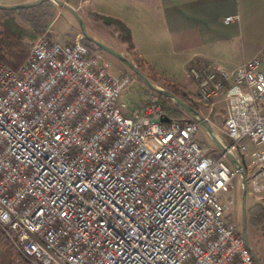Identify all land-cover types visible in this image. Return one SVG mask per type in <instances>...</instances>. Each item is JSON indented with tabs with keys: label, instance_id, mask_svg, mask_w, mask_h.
Wrapping results in <instances>:
<instances>
[{
	"label": "built area",
	"instance_id": "built-area-1",
	"mask_svg": "<svg viewBox=\"0 0 264 264\" xmlns=\"http://www.w3.org/2000/svg\"><path fill=\"white\" fill-rule=\"evenodd\" d=\"M83 41L42 36L17 70L0 65V229L35 264H256L219 200L237 176L227 157ZM186 76L199 104L225 103L220 133L262 192L261 59Z\"/></svg>",
	"mask_w": 264,
	"mask_h": 264
},
{
	"label": "crops",
	"instance_id": "crops-1",
	"mask_svg": "<svg viewBox=\"0 0 264 264\" xmlns=\"http://www.w3.org/2000/svg\"><path fill=\"white\" fill-rule=\"evenodd\" d=\"M31 1L35 0H0V4L11 6ZM61 1L77 10L81 17L89 18V13H95L123 22L130 30L133 50L128 51V44L119 41L112 45L123 53L136 55L147 68L167 64L164 72L171 78H178L182 72L185 84L170 80L181 87L192 103L204 109L205 112H199L211 124L217 125L211 115L214 111H224L225 119V103L217 98L213 106L199 104L197 87L194 93L188 89L189 83L195 84L186 76L188 69L193 65H212L231 73L255 58L261 59L264 69V0ZM231 16H239V20L226 24L224 20ZM219 105L222 107L218 111ZM250 195H260L256 204L264 208V190L260 193L250 190ZM0 264L35 263L23 258L0 229Z\"/></svg>",
	"mask_w": 264,
	"mask_h": 264
},
{
	"label": "rangeland",
	"instance_id": "rangeland-1",
	"mask_svg": "<svg viewBox=\"0 0 264 264\" xmlns=\"http://www.w3.org/2000/svg\"><path fill=\"white\" fill-rule=\"evenodd\" d=\"M7 6V5H5ZM82 14V13H81ZM84 17V18H83ZM83 20L86 25L87 33L90 37L95 40L102 42L103 44L113 47V49L121 52L117 46H113L112 44L116 41L114 36V31L112 28H107L103 24L97 23L93 20H89L86 16H83ZM36 26H45L46 31L44 33H39L36 31ZM20 30L23 32L25 37L17 42L6 43L4 47V54L9 62H15L17 56L25 54L28 55L29 50L32 44L40 37L46 36L52 41H60L66 43H73L76 41L77 37L81 34L79 25L75 19V17L67 10L61 9L55 3L44 2L41 5L36 7L21 9V10H12L5 11L0 10V32H6L7 29ZM51 30L53 33H51ZM57 39V40H55ZM91 51H99L100 49L91 43L89 47ZM131 52V51H130ZM103 56L107 61L110 62L111 67L110 71L114 76H134L133 72L128 69L123 63L117 60L112 55L101 51ZM123 53V52H122ZM14 54V55H13ZM131 61L133 56L131 54L124 53ZM13 55V56H12ZM16 56V58H15ZM27 58V57H26ZM164 68H167V64H158V66L153 65V68H147L145 66V71L141 70L147 77L148 72L152 73L155 77H157L158 84L164 87L165 83L172 82L170 78V74H166L164 72ZM178 78H171L176 82H181L185 84V78L183 73L178 74ZM137 78V77H136ZM189 82V81H188ZM194 83V82H193ZM188 89L192 91V93L196 90V84L189 83ZM138 88H146L143 84L139 82ZM147 89V88H146ZM198 107V111L205 112L204 109ZM221 105H219L216 110H221ZM179 110V109H178ZM185 115V114H184ZM212 118H216V123L212 124L214 128H216L219 132L222 128V124L224 119V111H214ZM215 115V116H214ZM185 120H191L187 115L184 117ZM223 136V135H222ZM197 141L200 146L206 150L205 154L211 158H218L221 155V152L216 148L214 143L210 140V138L206 135V133L201 129L200 133L197 136ZM250 150L252 147L249 145ZM226 163L231 167V164L228 160ZM234 187L230 194L225 195L221 194L219 196L220 202L225 207V217L226 220L232 224L238 232L242 234V221H243V213H242V203H243V193L244 186L242 184V179L240 175L237 174L234 179ZM246 231H247V239L249 245L256 253L258 259L261 263H264V236L262 235V231L260 228L254 226L252 223L253 213L252 209L258 203L260 195H250L251 187L246 178Z\"/></svg>",
	"mask_w": 264,
	"mask_h": 264
},
{
	"label": "water",
	"instance_id": "water-1",
	"mask_svg": "<svg viewBox=\"0 0 264 264\" xmlns=\"http://www.w3.org/2000/svg\"><path fill=\"white\" fill-rule=\"evenodd\" d=\"M53 2L57 6L62 9L69 11L76 19L81 34L84 39H87L89 42L97 46L102 51L112 55L121 63H123L128 69H130L133 74L137 77L139 82L143 84L147 89L159 94L161 97L167 99L172 105L176 106L182 113L187 115L192 121L198 123L201 129L206 133V135L210 138V140L214 143L216 148L227 157L228 161L230 162L231 166L235 170V172L240 175L242 179V184L244 186V193H243V203H242V213H243V221H242V236L245 240V243L249 250L252 253V256L256 262V264H262L261 261L258 259L256 253L249 245L247 239V231H246V175L244 171V167L242 164L241 159L239 156L230 149L227 144L226 139L222 136V134L214 128V126L207 120L198 110H196L193 106L182 100L173 92L169 91L162 85L158 84L157 82L153 81L149 77H147L139 67L134 64L124 53L119 52L102 42L95 40L94 38L90 37L86 30V25L83 18L80 16L77 10L73 7L69 6L68 4L64 3L61 0H35L27 3H21L11 6H5L0 4V10L5 11H12V10H21V9H28L32 7H36L38 5L43 4L44 2ZM164 122H168V118L163 119Z\"/></svg>",
	"mask_w": 264,
	"mask_h": 264
},
{
	"label": "trees",
	"instance_id": "trees-1",
	"mask_svg": "<svg viewBox=\"0 0 264 264\" xmlns=\"http://www.w3.org/2000/svg\"><path fill=\"white\" fill-rule=\"evenodd\" d=\"M88 17L97 23L103 24L107 28L114 27L115 30H114L113 38H115L116 41L128 44V51L133 50V41L130 34V30L123 22L115 18L106 17L95 13H89ZM35 28L36 31H38L39 33H44L46 31L45 26H36ZM24 37H25L24 33L20 32V30H13L9 28L4 33L0 32V65L6 64L13 70H17L19 66L26 60L27 55L25 56V54H22L17 56V58L15 56L16 58L15 62H9L4 54V47L6 43L17 42L22 40ZM83 43L88 48L91 46V42H89L87 39H84ZM101 51L102 50L100 49V52ZM131 58H132V62L136 64L139 67V69L145 71V65L140 61V59L136 55H134ZM148 77L153 81L158 82L157 77H155L152 73H150V71L148 72ZM164 87L169 91L173 92L174 94H176L178 97H180L182 100H184L191 106H193L196 110H198V107L190 101L189 96L182 91L179 85L173 82H167L165 83ZM139 91L140 93L147 92V89L139 88ZM162 101L165 109L166 118L176 119V120L184 119L185 117L184 113L178 110L176 106L172 105L167 99L163 97H162ZM252 213L254 215L252 223L254 224V226L261 229L262 235L264 236V208L260 204H256L252 209Z\"/></svg>",
	"mask_w": 264,
	"mask_h": 264
}]
</instances>
